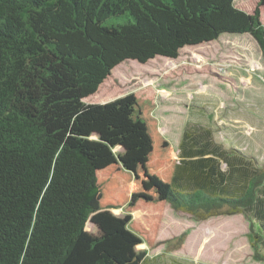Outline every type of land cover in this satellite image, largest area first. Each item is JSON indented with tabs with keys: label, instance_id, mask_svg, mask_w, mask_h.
Listing matches in <instances>:
<instances>
[{
	"label": "trees",
	"instance_id": "obj_1",
	"mask_svg": "<svg viewBox=\"0 0 264 264\" xmlns=\"http://www.w3.org/2000/svg\"><path fill=\"white\" fill-rule=\"evenodd\" d=\"M263 7L0 0V264H141L137 246L153 244L166 203L256 222L264 261V164L189 126L173 157L155 105L135 93L86 101L123 61L174 59L222 34H249L264 58Z\"/></svg>",
	"mask_w": 264,
	"mask_h": 264
},
{
	"label": "rangeland",
	"instance_id": "obj_2",
	"mask_svg": "<svg viewBox=\"0 0 264 264\" xmlns=\"http://www.w3.org/2000/svg\"><path fill=\"white\" fill-rule=\"evenodd\" d=\"M234 2L248 12L256 5V0ZM260 11L264 24V7ZM169 59L123 61L86 101L103 103L135 93L140 101L155 105L153 115L173 157L189 126L207 129L224 148L239 149L264 164V58L254 39L222 34L214 41L185 46ZM130 189L131 184L123 187L126 194ZM132 216L139 220L142 215L137 210ZM85 229L94 230L88 219ZM256 230V222L242 214L198 220L166 203L153 244L141 243L137 249L147 250L141 264H264L253 255Z\"/></svg>",
	"mask_w": 264,
	"mask_h": 264
}]
</instances>
